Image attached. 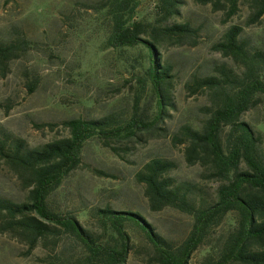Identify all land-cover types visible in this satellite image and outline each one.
Instances as JSON below:
<instances>
[{
    "label": "trees",
    "instance_id": "obj_1",
    "mask_svg": "<svg viewBox=\"0 0 264 264\" xmlns=\"http://www.w3.org/2000/svg\"><path fill=\"white\" fill-rule=\"evenodd\" d=\"M225 11L228 19L245 3L251 16L248 25L264 15V0H196ZM140 0H103L93 8L103 15L108 35L105 50L122 60V67L137 64L132 103L126 115H108L97 120L71 119L62 125L68 136L32 148L0 126V162L27 190L26 200L15 203L0 198V233L25 243L28 250L38 242L63 236L72 240L80 254L72 264H125L133 249L131 231H137L153 250L154 264H189L198 250H205L202 264H264V147L262 132L241 121V117L264 101V49L249 47L243 29L232 26L213 48L239 68L237 74L225 65L215 67V75L191 81L190 93L209 97L206 119L197 128L185 126L174 143L186 144L188 164L208 168L209 177L219 183L213 200L204 202L179 184L170 173L176 165L152 159L136 174L144 188L151 212L173 209L191 218L186 239L178 246L160 237L138 212L118 211L109 206L82 210L98 225L86 229L77 214L52 209V197L81 163L89 142H97L114 152L112 144L139 143L148 136H164L162 125L175 110L171 67L162 62L159 47L195 45L197 33L187 24L173 22L180 14L181 0H155L151 21L137 20ZM33 46L26 40L0 41V77H5L12 61ZM136 49L141 56L127 58ZM29 93L34 90L30 85ZM226 129V131H225ZM98 178L111 175L92 170ZM227 228L211 243V235L221 225Z\"/></svg>",
    "mask_w": 264,
    "mask_h": 264
},
{
    "label": "rangeland",
    "instance_id": "obj_2",
    "mask_svg": "<svg viewBox=\"0 0 264 264\" xmlns=\"http://www.w3.org/2000/svg\"><path fill=\"white\" fill-rule=\"evenodd\" d=\"M103 0H0V41L26 40L31 50L9 65L0 77V126L29 147L38 148L68 136L62 125L71 119L97 120L108 115H126L133 97L137 74L122 67V60L112 50H105L108 35L103 15L93 8ZM155 0H140L137 20L151 21ZM176 24H187L197 33L195 45L162 43V62L171 67L175 110L162 125L164 136H148L139 143L112 144L104 148L89 142L81 163L52 197V209L58 213L77 214L83 226L93 232L98 225L82 210L109 206L118 211L140 213L156 233L171 243L181 244L191 229L187 215L173 209L151 212L144 188L135 181L136 174L152 159H163L176 165L170 176L188 186L191 193L204 202L213 200L219 183L209 177L208 168L190 165L185 159L186 144L173 142L182 128L199 127L206 119L209 97L205 92L191 94L194 78L215 75V67L225 65L239 73L230 58L214 50L232 26L243 29L242 38L249 47L264 49V15L248 25L251 11L240 2L237 13L225 17V11L196 0H181ZM127 58L141 56V49L130 51ZM30 85L34 90L29 93ZM241 121L261 130L264 147V101L241 117ZM226 131V129H225ZM99 170L112 178H98ZM27 190L17 177L0 162V198L19 203L26 200ZM227 224L211 235L217 242ZM133 249L125 264H154L153 250L142 236L130 229ZM80 249L72 240L52 237L28 250L25 243L0 233V264H72ZM205 250L193 254L189 264H202Z\"/></svg>",
    "mask_w": 264,
    "mask_h": 264
}]
</instances>
